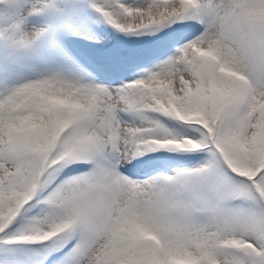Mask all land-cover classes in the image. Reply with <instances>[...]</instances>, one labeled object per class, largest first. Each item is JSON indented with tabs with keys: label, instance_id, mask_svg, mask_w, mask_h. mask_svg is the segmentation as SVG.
Listing matches in <instances>:
<instances>
[{
	"label": "snow or ice",
	"instance_id": "6c2138e0",
	"mask_svg": "<svg viewBox=\"0 0 264 264\" xmlns=\"http://www.w3.org/2000/svg\"><path fill=\"white\" fill-rule=\"evenodd\" d=\"M0 264H264V0H0Z\"/></svg>",
	"mask_w": 264,
	"mask_h": 264
}]
</instances>
